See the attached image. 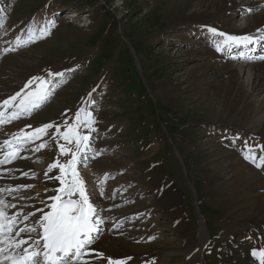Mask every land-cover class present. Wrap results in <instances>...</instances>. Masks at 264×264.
<instances>
[{"label":"rangeland","instance_id":"obj_1","mask_svg":"<svg viewBox=\"0 0 264 264\" xmlns=\"http://www.w3.org/2000/svg\"><path fill=\"white\" fill-rule=\"evenodd\" d=\"M88 1L93 4L87 5ZM210 1L0 0V18L4 20L0 28V100L18 92L31 77L47 78L49 71L75 69L39 110L0 125V141L10 139L11 134L20 129L31 131L26 125L36 128L50 121L60 125H64L65 120L71 123L83 103L95 119L92 125L95 131L90 133L92 151L87 153L86 166L79 167L87 194L107 222L120 218L113 229L116 240L138 241L143 248L154 244L160 250H173L168 260L171 264L188 263L191 251L185 250L191 237L195 236V244L203 241L198 237L201 218L209 230L207 238L204 237V264H227L219 237L226 236L228 242L233 240L250 249H257L260 243L251 228L241 224L230 226L228 221H232L234 215H240L239 218L253 215L256 220L264 217L258 204L247 206L246 211L231 204L226 206V210L231 209L226 218L214 201L219 199L223 203L227 192L224 188L217 192L208 188L212 181L221 180L223 171L215 168L219 156L205 144L206 140L222 149H232L236 156H243L246 144L255 154L264 155L256 147L264 146V127L251 122L249 106L239 118H233L230 108L223 111L216 105L210 110L212 97L200 96L202 93L197 88L201 64L216 62L219 58L233 61L230 55L234 57L239 53L236 47L224 52H217L213 47V36L208 28L227 34L215 24L229 23L228 27H234L240 20H229L223 15L208 19L206 13L215 12L213 5L207 8ZM216 1V7H222L220 0ZM71 14V19L66 17ZM49 21L54 22V26H50ZM29 26L36 30V35L42 27L47 28L48 34L17 48L13 42L17 36L24 39ZM215 39L222 37L217 35ZM6 48L15 50L4 52ZM216 55L219 58L213 60ZM89 92L91 97H88ZM84 98L94 104L84 103ZM54 131L55 128L49 129L48 136L23 145L21 156L29 157L39 166L34 170V177L28 170L11 165L19 159L0 166L9 170L0 171V184L4 182L5 172L13 175L7 180L11 187L17 178L31 181L33 187L28 188L29 194L21 199L24 204L20 212L24 214L44 206V198L54 194L46 189L59 186L58 181L45 178L48 165L55 159L64 163L71 158L70 153L58 156L56 141L50 138ZM61 131H64L63 126ZM78 131L89 132L83 125ZM44 140L48 141V146L34 151ZM59 143L76 151L75 141L66 144L59 140ZM203 168L214 170L217 177L203 176ZM163 170L161 181L159 174ZM24 172L29 175H23ZM58 174L59 169H54L48 175ZM101 180L104 196L98 189ZM170 186H175L181 195L178 206L159 200ZM213 195V203L208 202ZM100 197L104 200L97 199ZM109 199L107 204L105 200ZM173 213L178 214L177 217H173ZM39 215L37 212V217ZM181 216L188 225L182 224ZM97 241L93 249L104 253L105 257H117L108 251L111 242L97 244ZM154 252L150 250L141 256L140 264L154 263Z\"/></svg>","mask_w":264,"mask_h":264},{"label":"snow or ice","instance_id":"obj_2","mask_svg":"<svg viewBox=\"0 0 264 264\" xmlns=\"http://www.w3.org/2000/svg\"><path fill=\"white\" fill-rule=\"evenodd\" d=\"M3 24V18H0V28H3ZM48 24L54 26L52 21H49ZM257 31L261 30L258 29ZM208 32L213 36L212 43L217 52H224L233 47H247L250 44L264 41V35L238 37L218 33L216 29L211 27L208 28ZM39 33L36 35V30L29 26L25 38L21 39L20 36H17L13 43L17 48L34 43L36 40L44 38L48 34V30L42 27ZM217 35L222 39L216 40ZM14 50L15 48H6L4 52ZM240 55L248 60H264V56L251 57L245 56L244 53ZM74 70L49 71L47 78L44 76L31 77L18 92L0 100V125L11 123L24 116H30L39 110L49 101L54 92L66 82L67 74ZM88 97H91V92L88 93ZM84 103L91 105L94 104V101L84 98ZM94 123L95 119L92 112L88 111L82 103L71 123L65 120L64 125H60L50 121L36 128L26 125L25 128L31 129V131L26 132L25 129H20L18 132L12 133L10 139L0 141V157H2L0 158V166L12 163L17 159H27V157L20 155L23 151V145L34 143L48 136V130L52 128H55V131L51 133L50 138L56 141L58 156L71 154V158L66 162L61 163L59 159H55L45 169V178L58 181L59 186L50 190L46 189V192L51 191L54 194L44 198L42 201L44 208L26 214L18 211L9 215L4 209L16 207V205L7 204L3 196H0V264H94L97 260H106V264H127V260L131 259L130 257L125 259L105 257L104 253L97 252L92 248V245L103 232L101 225L104 223V218L100 216L97 205L87 194L86 182L80 175L79 167L86 166L87 153L92 151L90 133L95 131L92 127ZM81 125L89 132L82 134L78 131ZM62 126L64 131H61ZM59 140H64L66 144H72L75 141L76 151L66 147L65 144H60ZM47 146L48 141L44 140L36 145L33 150L38 152ZM245 146L248 148V153L244 158L253 162L257 168L264 167V155L257 157L250 145L246 144ZM256 147L264 153V146L257 145ZM54 169H59V174L49 176L48 174ZM0 171L9 170L0 169ZM23 175L28 176L29 174L24 172ZM107 175L106 173L105 176ZM32 176L34 177L35 173H32ZM102 184L103 180L99 182L98 189L100 195L104 196ZM32 187L33 185L30 184L17 185L15 188L9 187L8 189L0 187V193L8 192L11 194V192L19 191L21 188ZM45 201H51V203ZM45 208L48 210L45 211ZM37 212L40 215L30 224L19 229L15 228L17 224L36 217ZM20 216H22V220L17 219ZM32 233H36V236L33 237ZM252 254L258 256L261 264H264V245L259 250L253 249Z\"/></svg>","mask_w":264,"mask_h":264},{"label":"bare ground","instance_id":"obj_3","mask_svg":"<svg viewBox=\"0 0 264 264\" xmlns=\"http://www.w3.org/2000/svg\"><path fill=\"white\" fill-rule=\"evenodd\" d=\"M217 4L218 2L216 0H211L207 5V8H211V5H213L212 8L213 10H215L213 14L206 13L208 14V19L215 20L217 19V17L219 18L218 15H223V17L228 18L229 20L234 18H238L240 20V24L234 27H228L227 25H229V23L220 22V24H215V26L219 30H223L227 33V35L238 37H258L264 35V0H220L219 4H223L222 7H216ZM69 16H72V14ZM258 29L261 31H257ZM236 49H239L238 56L233 55L234 57H232L230 55V58H234L235 61H220L221 58L216 55L212 58L213 60L216 57L219 58L216 62L210 61L207 64H201V78L200 80L198 79L199 83L197 85V88H199L200 93H202L200 96L209 95L212 97L213 102H210L208 106L210 110H214L216 105H218L223 111L230 108V111H232L231 116L234 118L238 117L240 113L245 110L247 106H249V117L251 119V122L253 121V123H257L258 125H262L264 127V60H248L246 58H242L240 55L241 53H244L245 56L251 57L264 56V41L250 44L247 47H236ZM203 52L201 53L203 54ZM206 141L207 142H205V144L209 145V147L211 146L213 149L212 151H214L219 156L217 158L218 160L214 163L216 164L215 168H220L221 171H223V177L219 176L221 180L218 182L216 180L212 181L208 185V188L210 190H215V192L219 191L221 188H224V191L227 192L223 200L224 204L221 203L219 199L214 201L213 197L215 195L210 198L208 197V202L213 203L214 201L218 203L219 205L217 207L222 208V212L227 216L226 218H228V214H230L231 212V209L226 210L228 208H226V206H229L231 204L242 207L244 211H246L245 209L247 208V206L258 204V210L264 211V171L262 170V168H257L253 162H250L249 160H246L244 158L248 153V149H245L243 156H236L232 152V149H222L221 147L217 146V144H212L209 140ZM21 154L24 153L21 152L20 155ZM31 160L32 159L27 157V159H19L11 165L19 166L22 169L28 170L30 172V175H32V173H34V170L36 168H39V166L37 164L35 165ZM203 170V176L209 177L211 179L217 177L216 175H214V170L210 171L211 169L208 170L207 168H203ZM164 173L165 171L163 170V172H160L159 174V178L161 181V174ZM12 177V174H8L7 172H5L3 177L4 182L0 184V187L5 189L11 187L7 184V180ZM29 184L31 185V181L23 178H17L15 179L14 186L11 188H15L17 185ZM165 185L169 186L167 185V183H165ZM159 188L163 190V187ZM27 189L28 188H21L19 191L11 192V194H8V192L0 193V196H3L7 204L16 205V207L14 208L7 207L4 209L8 214H12L15 211L21 210L22 204H24L21 199L26 198V195L29 194V190ZM177 192L179 191L176 190L175 186L165 188L164 196H160L159 200L169 201L170 204H176L178 206V203L180 201V199H178V196L181 197V195H179ZM210 193H213V191H211ZM97 199L102 201L104 200V197H100ZM105 201L107 204H109L110 199ZM47 203H51V201H48ZM40 208H44V206ZM98 209L100 210V208ZM164 209L167 210L166 207ZM44 210L47 211L48 209L45 208ZM226 212L229 213L226 214ZM244 214L245 213H243V215ZM177 215L178 214L173 213L172 216L177 217ZM239 216L234 215L233 220H229L228 224H232L230 226H233V224H241L251 228L260 238L259 246L256 249L259 250V248L264 245V217L262 220H256V216L253 215H249L244 218H239ZM101 217L104 218V223L103 225H101V227L103 228V232L99 236L97 244L107 241L111 242L112 245L110 246L108 251H112L114 252V254H116L114 255L115 257L117 256L115 259H125L126 257H131L130 261L127 260V264H140L141 262L139 261V259L141 258V256H143L150 250H155L154 256H156V260H154L155 262L152 261L154 262L152 264H171L168 260L170 255H172L173 250H168V248H163L162 250H160L157 249V247L153 246L154 244L151 245L152 243H150V247L146 246L145 248H143L142 246L144 245L141 246L138 241L120 239L116 240L114 236L116 230L113 229L117 227V222L120 221V218H117L111 222H107V218L104 217V215ZM36 218L38 217L36 216ZM226 218L225 222L227 220ZM17 219L22 220V217H17ZM182 219V224H189L183 217ZM28 224L30 223L27 221L25 223V221H23V223L17 224L15 228L19 229L25 227ZM208 233L209 230L207 229L205 222L201 218V228H199L198 237L203 241L201 243H197L198 247H196L197 244H195L194 236L191 237V241L186 244L185 252L191 251L188 254L189 261L187 264H195L197 259L198 264H204V255L202 251L204 249V237L207 238ZM22 235L26 236L27 234ZM31 235L33 237L36 236L34 234ZM222 238L223 239L219 237V242L224 245L223 253L226 257L227 264H261L260 258L252 254V250L255 248L250 249L249 247L244 246L243 244L236 243L233 240H229L228 242L226 236H223ZM93 247L96 248V242L94 243L92 248ZM94 264H106V260L95 261Z\"/></svg>","mask_w":264,"mask_h":264},{"label":"trees","instance_id":"obj_4","mask_svg":"<svg viewBox=\"0 0 264 264\" xmlns=\"http://www.w3.org/2000/svg\"><path fill=\"white\" fill-rule=\"evenodd\" d=\"M86 4L91 6L93 3L90 2V1H88V2H86ZM54 6H58V4H55ZM54 10H55V9H54Z\"/></svg>","mask_w":264,"mask_h":264}]
</instances>
